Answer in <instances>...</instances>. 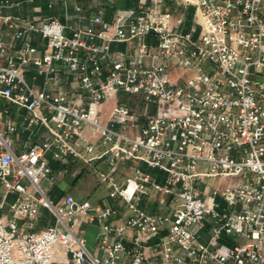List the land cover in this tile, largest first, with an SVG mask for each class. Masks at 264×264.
Listing matches in <instances>:
<instances>
[{"label": "built area", "instance_id": "2783aa9c", "mask_svg": "<svg viewBox=\"0 0 264 264\" xmlns=\"http://www.w3.org/2000/svg\"><path fill=\"white\" fill-rule=\"evenodd\" d=\"M164 1L116 8L110 20L104 8L90 15L78 5L84 27L0 15V208L16 194L9 218L0 215V264H58L56 245L69 264H147L157 256L159 264H264V0H181L194 8L189 29ZM21 2L0 0V8ZM31 67L39 88L27 79ZM122 92L140 94L145 109L119 101ZM108 100H116L109 109ZM3 102L26 109L21 123L2 125L10 112ZM20 126L47 133L17 153ZM87 128L104 149L85 137ZM49 154L63 166L54 169ZM99 159L108 163L98 176L109 198L128 211L121 224L109 220L119 204L51 195L72 163ZM130 160L163 170L164 181L138 166L118 181V166ZM209 178L235 180L212 187ZM150 189L173 195L168 212L142 205ZM43 208L53 223L38 228ZM96 219L100 254L79 231Z\"/></svg>", "mask_w": 264, "mask_h": 264}, {"label": "crops", "instance_id": "0c3cea01", "mask_svg": "<svg viewBox=\"0 0 264 264\" xmlns=\"http://www.w3.org/2000/svg\"><path fill=\"white\" fill-rule=\"evenodd\" d=\"M14 1H22L20 6L14 7H4L0 8V15H7V14H23L25 16L31 18H45V17H57L65 24H74L78 27H84L89 24L88 19L79 20L78 13L76 11V6H81L84 9V12L94 14L97 12L98 9L104 8L105 9V17L106 19L110 20L113 16V13L116 8H130L136 6L140 0H58L54 3L53 7H48L46 0H14ZM144 1V0H143ZM148 3H151V0H145ZM163 8L169 9L171 11H175L177 8L180 9V13H184L185 17V25L184 27L187 28V20H188V13L190 11L189 8H185L181 2V0H165L163 3ZM191 26V25H190ZM5 36L8 41L13 40V36L11 31L6 27L5 28ZM42 43V42H41ZM44 44V45H43ZM41 45V50L45 48V43ZM43 47V48H42ZM129 47L126 42H114L112 44L113 49H120L125 50ZM34 67H31L27 71V77L31 80L32 83L36 87H41V77L34 78ZM142 97V96H141ZM143 98V97H142ZM119 100V99H118ZM144 100V99H143ZM123 102V101H122ZM116 103V100H108L104 103V106L109 109ZM124 103H126L124 101ZM127 104V103H126ZM7 105L10 109L9 114H3V123L5 118H10L18 123H21V119L24 114H26V109L20 107L16 104H7L3 102L2 107ZM129 105V104H128ZM130 106V105H129ZM133 110L141 112V108H134L130 106ZM47 133L45 128H39L35 126L34 131L30 132L24 130L21 126L19 127L18 132L15 135V150L17 153L23 152L29 143L32 142H41L45 134ZM87 137L90 139L95 147L96 150L104 149L105 144H103L102 139L97 135H90V129H86ZM51 159V164L54 169H59L63 166V164L55 160L49 156ZM141 167L144 172L151 175L155 179L160 182H163L165 179V172L157 167H151L146 162L141 160H130L123 163L117 168L116 171V178L118 181L123 182L125 178L129 175H132L134 167ZM93 168V173L95 177V182L91 181V178L88 176L90 173V169ZM108 163L105 159H99L93 162V164L85 163L83 161H77L72 163L69 166V171L67 173L66 178H61L57 180L55 185L51 189V195L54 200L58 201L64 193H71L75 195L78 199H90V201L98 206H104L108 203L119 204V211L116 215H113L109 218V220L116 224H121L124 222L126 215L128 213L124 203L122 201L116 202L109 198L108 194L110 191V187L107 183H104L100 180L98 176V171L107 170ZM157 169L158 171H156ZM219 180L223 182H229L235 180L234 178H219ZM53 190V191H52ZM16 198V194H10L7 198V203L4 205L3 208H0V215L9 218V203L12 202ZM218 199L223 202L221 197ZM2 201V191L0 190V203ZM174 203L173 195L171 194H164L160 193L154 189H150L149 191H145L143 194L142 205L148 207L152 212H168ZM223 205V204H222ZM49 211V210H48ZM51 215V213H49ZM49 223H45L43 221V213L42 217L39 221L38 228H43L47 225L53 223V221H48ZM80 233L84 235L87 239L88 248L94 254L102 253V250L99 248L98 243V236L101 231V223L98 219L94 221H83L80 226ZM210 238V225L206 223L204 229L201 232V239L207 242ZM233 242L232 239L228 236H223L221 242L224 244H229L228 242ZM56 257L58 260V264H69V257L62 246L56 245ZM160 258L157 257H150L147 261V264H159Z\"/></svg>", "mask_w": 264, "mask_h": 264}, {"label": "rangeland", "instance_id": "374dc122", "mask_svg": "<svg viewBox=\"0 0 264 264\" xmlns=\"http://www.w3.org/2000/svg\"><path fill=\"white\" fill-rule=\"evenodd\" d=\"M174 13H175V15L176 16H178L179 14H180V9L179 8H177L175 11H174ZM38 41H41L42 43L41 44H43V43H45L44 42V40L42 41V39H41V37L40 36H38ZM44 45V44H43ZM43 45H41V46H43ZM43 48V47H42ZM27 79L29 80V81H31L30 79H29V77H27ZM119 101H125L127 104H129L130 106H132V107H134V108H141V110H144L145 109V104H146V102L143 100V98L141 97V95L140 94H127V93H120L119 94ZM155 109H156V106L155 105H153V104H150V107H149V110H150V112H154L155 111ZM49 156H50V154H49ZM93 168H91L90 169V173H88V176L91 178V181L92 182H95V177H94V174H92L93 173ZM156 171H158L157 169H155ZM159 172V171H158ZM66 176H67V174H65V175H62V176H60L61 178H66ZM228 182V181H227ZM227 182H223V181H221V180H219L218 178H209L208 180H207V183L209 184V185H211L212 187H222L223 185H225ZM222 204L223 205H225V202L223 201L222 202ZM42 213H43V221L45 222V223H49V222H47V220L48 221H53V217H52V215H50L49 213V211L47 210V209H45V208H43L42 209ZM228 242V241H227ZM229 244H233V242H228ZM88 244V243H87Z\"/></svg>", "mask_w": 264, "mask_h": 264}, {"label": "trees", "instance_id": "16d2710c", "mask_svg": "<svg viewBox=\"0 0 264 264\" xmlns=\"http://www.w3.org/2000/svg\"><path fill=\"white\" fill-rule=\"evenodd\" d=\"M189 9H190V11H189V13H188V20H187V28H189L190 27V25H191V22H192V16H193V11H194V8L191 6V7H189ZM53 191V190H52Z\"/></svg>", "mask_w": 264, "mask_h": 264}]
</instances>
